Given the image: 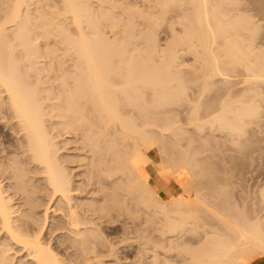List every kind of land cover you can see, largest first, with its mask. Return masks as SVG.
Instances as JSON below:
<instances>
[{"label": "bare ground", "instance_id": "bare-ground-1", "mask_svg": "<svg viewBox=\"0 0 264 264\" xmlns=\"http://www.w3.org/2000/svg\"><path fill=\"white\" fill-rule=\"evenodd\" d=\"M114 1L112 0L111 4ZM40 2V0H0V154H3L0 157V264H89L91 260L94 258L96 260L100 256L97 246L103 248L101 253L103 250L112 251L109 244L108 246L102 244L103 241L99 234L104 233L102 231L100 233L98 227L101 223L96 221L101 222L108 217L109 210H111L110 202L115 205L123 202L126 204V196H129L134 204H139L144 209L143 212L151 214V219L157 215L155 213H162L166 219L164 224L167 228L165 230L169 234L172 231H178V228H186L184 225L193 223V220H197L195 215H200V213L195 214L196 207L200 206L199 204L203 206L204 201L202 198L200 200L194 192L198 190L196 189L197 184H195L196 179L200 178V175L204 176L201 174V169L198 168L201 166V161L204 163V158L203 160L201 158L200 161V157H198L200 162L199 166H196L198 164L195 163L196 155L198 156L197 153L200 151L192 150L193 153H196L195 157L182 153H179L183 155L179 158L173 155L177 159L171 158L169 162L166 158V162L161 160L163 157L159 155L162 153L161 151L159 153V145L164 142L163 136L166 133L170 135V139L173 137L177 141L185 134L180 132L178 124L174 125L171 114L176 110L173 111L175 109H172L173 104L188 102L190 99L188 97L193 95V93L187 95L188 78L179 75V72L181 73L179 66L182 64H176L180 62H176V53L172 54V52L164 56L168 46L163 48L159 45L160 43L158 44L155 37L157 31L150 32L147 29L149 31L145 36L147 46L144 45L146 46L144 47L137 44V40L134 39L136 35L132 33V25L129 22L124 25L123 29L120 28L122 30H117L119 22H116V18L118 16L114 18L108 9L110 5L108 8L101 6L102 11L95 13V8L90 6L93 3L91 0H60L59 9L64 13L61 19L63 20L64 16L66 18L65 14H70L73 24L71 26L74 28L72 35L66 29L67 26H64L68 24H65V18L63 23L60 16L58 17V14L54 13L56 9L46 11L48 8L46 10L41 8ZM31 4L36 7L34 5V8L30 7ZM152 7V10L159 15H156V19H153V16L148 17L154 27L160 24L159 22L164 19L165 13L169 10L173 11L171 14L174 13V16H181L184 34L176 33L182 35L178 36L176 44L181 49H186L183 51L188 50L194 55L196 54L198 61L203 64L204 73L200 75L203 77L200 94L203 95L201 92H204L205 101V97L212 90L222 88L224 91L223 98L218 97L220 100L215 101V104L204 105V122L242 140L251 133L250 137H253V140L250 141H255L258 150H264L260 144L264 141V136L260 137V134L264 135L262 134L264 133V35L260 36L261 31H264V26L260 23V21L264 22V0H153ZM189 10L190 12H187ZM254 10L259 12L254 13ZM259 13L260 17L256 19ZM103 21L108 22L107 29L109 27L115 29L114 34L125 32V35H111L113 38L104 37L102 33L105 29L103 32L100 29ZM193 73L195 74L194 80L197 81L199 72L196 74L193 71ZM188 76L191 78L190 75ZM195 90L197 92V89ZM201 97L203 98V96ZM209 100L211 101V99ZM191 101L189 100V102ZM193 103L195 104V102ZM189 108L191 110V107ZM193 110L188 120L194 124L193 127L199 130L203 124L198 123L201 119L199 118L201 116L199 107L195 106ZM209 125L206 126L209 127ZM248 126H251L250 133H248L250 128ZM184 128L181 130H185ZM4 133L14 134L15 143H12L14 146L8 142L9 146L13 147L10 146L12 149H9L8 144L5 146L6 138L1 139L4 137ZM64 134L65 137L71 134V137H68L71 138L69 141L72 140L76 144V147L73 146L72 149L75 147L80 152L74 157L84 167V179L82 180L77 175L73 174V176L69 171L72 169L65 165V162H68L69 157L72 156L64 154L65 157H63V154L60 153V149L68 144V139H60ZM167 134L166 136H168ZM189 135L187 136L191 137V134ZM194 141L199 142L198 138ZM194 141L192 140L191 144ZM201 141L204 140L201 139ZM234 141L236 140L234 139ZM181 142L179 141V143ZM240 142L242 143V141ZM165 143L162 145L164 146ZM171 143L173 145V142ZM188 144L186 142V145ZM167 147H169V143ZM186 148L188 149L187 146ZM169 149L171 150V147ZM260 151L259 154L264 153H260ZM66 152H70V149ZM166 152L169 153L167 150ZM165 153L162 154L165 155ZM170 157L169 155L167 158ZM70 162L73 163V160ZM75 163L77 164V162ZM77 170L79 171V169ZM212 171L214 172V170ZM172 172L178 177L177 179H183L181 182L183 191L177 195L172 194L171 200H165L151 186L149 179L152 174H156L168 180L172 176ZM35 175H39V178H36ZM75 176L81 180L78 182L79 185L77 183V187H73V184L76 183L72 184V177L75 179ZM40 178L44 185L37 184L36 181H39ZM4 180H6L5 184ZM207 181L210 180L207 179ZM258 187L260 188V186ZM75 190H80V194L81 191L84 193L86 191L89 202L77 204V200L75 201L71 193ZM259 191H261L259 194L261 193L264 197V189H259ZM39 192H44L43 197L35 196ZM200 193L202 192L200 191ZM77 195L79 196V194ZM77 195L75 196L77 197ZM15 196L18 197V200L24 198L26 202L20 204L19 201L20 205L17 203L15 206L13 202ZM82 196H84L83 193ZM259 197L261 198V196ZM219 199L215 198V201L218 200L220 203ZM35 200H38V204L34 206L32 202ZM212 201L206 202L211 204L214 202ZM206 202H204L203 208ZM257 202H261V199ZM257 202L253 203L256 204L254 208L257 209L259 206L257 212L253 208L254 212L252 211L250 214L252 209H248L250 210L249 214L247 213L248 216L251 217L256 213L251 219L247 218V215L240 214L239 211V215H233V212L229 214L230 216L227 215L231 217V221L229 218L224 220L227 236L223 235L224 232L211 233L213 236L209 237L210 234L206 235L209 233L206 232L208 230H204L206 233L202 236H207V238L204 237L207 245H204V239H201L204 243L203 251H196L192 254L193 249L189 248V252L192 251L189 256L185 254V247L188 245L185 246L186 242H182L185 247L181 244L184 247L182 248L184 251L181 250V253L184 252L186 256L191 257L190 263L185 262V264H264V224L261 223L264 222L261 218L264 217V214H260L264 211V201L261 202L262 205L259 203L258 206ZM219 203L214 205L217 206ZM231 204L235 205V203ZM25 205H28V208H23ZM214 205L212 204V206ZM37 206H42L41 215H37L38 212L35 211ZM242 206H237L238 210ZM219 207L220 204L218 210H221ZM228 207L227 212L229 213L233 206ZM245 207L242 209H246ZM210 208L212 207L210 206ZM214 208L215 210L211 211L217 217V207ZM120 209L122 210V208ZM198 209L202 210L201 207ZM129 210H126L127 214ZM57 211L60 212V215ZM170 211L177 214L176 220L170 214L168 215ZM49 212L55 213L54 218L58 215L56 221L51 217V220L54 221L52 225H49ZM197 212L199 211L197 210ZM241 212H246V210ZM138 214L140 215V213ZM60 216L61 219H59ZM222 219L224 218L222 217ZM155 227L158 225L154 226V229ZM147 228L149 227L147 226ZM208 228L210 229V227ZM48 232L49 236L46 235ZM210 232L214 231L210 230ZM220 232H222L221 229ZM165 234L167 233L164 232ZM164 235L162 233L161 238ZM52 236L56 238V243L62 248L61 250L65 251V254L62 253L64 255L59 254L60 252L58 253L52 247ZM181 236L183 238L184 235L181 233ZM164 239L166 240V238ZM173 239L176 238L173 237ZM149 240L151 241V238ZM105 242L103 243L105 244ZM173 248L178 250L179 247ZM186 250L189 253L188 248ZM20 251L24 253L25 260L24 256L23 259L16 258V253L20 254ZM143 251L141 250V252ZM141 255L140 258L144 254ZM153 258L147 263L140 260H136L138 261L136 263L169 264V262L163 263L164 260L161 263ZM163 258L165 259V257Z\"/></svg>", "mask_w": 264, "mask_h": 264}, {"label": "rangeland", "instance_id": "rangeland-1", "mask_svg": "<svg viewBox=\"0 0 264 264\" xmlns=\"http://www.w3.org/2000/svg\"><path fill=\"white\" fill-rule=\"evenodd\" d=\"M41 2L39 3L40 4V7L41 8H44V10H46L47 8V10L46 11H48V10H52L53 9V11L56 9V11L54 12L55 14H58V17L61 19L62 18V14H64L63 12H62V10L61 9H59L60 8V6L59 5H61L60 4V0L58 1H55V0H40ZM92 1H93V3H92ZM95 1V2H94ZM99 1H101L100 3H98ZM104 1V2H103ZM114 1V0H113ZM116 1V2H115ZM112 4H111V2H112V0H91V3L92 4H90V6L93 8H95V13H100L101 11H102V7L101 6H107V7H105V8H108V6H109V10L111 11V13H112V15L114 16V18H116L117 16V18H116V22L118 23L119 22V26L116 28L117 30H122L123 29V27H124V25L126 24V23H130V25H132L131 26V29H132V33L133 34H135L136 36H134V39L135 40H137V44L139 43V45H142V46H144V45H146L147 46V38L145 37L146 35H147V33L150 31H157V33L155 32V37H156V40L158 41V44L161 46V47H163V48H166L167 46H168V48H166V53L164 54V56H167V54H171L172 52V54H175L176 53V62L177 61H180V62H178V63H176V64H182V65H180L179 66V70H181V73L179 72V75H181L182 77H186V79L188 78V82H189V84H188V87H187V95H190V94H192L193 93V95H190L188 98H190V99H188V102H180L181 103V105H180V103L179 102H177V103H175V104H173V106H172V109L173 108H175L173 111H175V113H173V112H171V113H173V114H171V116H172V119H173V122H174V125L175 124H178L177 125V127L179 128V130H180V132H182V134L183 133H185V134H181L182 136L180 137V139L177 141L176 139H174L173 137H171V139L173 138V140L171 141V139H170V135H168L167 133V135L168 136H166V134L163 136V138H165V139H163V143L162 144H164L167 140H169L168 142H166L165 143V145L163 146L161 143H160V148H159V153H160V151L164 154L165 152H166V150L167 151H169V153H167V154H169L171 157L170 158H167L169 155H167L166 153H165V155H163L162 153H160L159 155H160V157H163V158H161V160H163V161H165L166 162V160H165V158L167 159V162H169V161H171V158L173 159V158H179V157H181V156H183L182 154H185V155H188V154H190V156L191 155H193L194 157H195V155H196V153L194 152H192V150H194V151H200L199 153H197L198 154V156L196 155V158H197V161H195V163H198L196 166H199V162L201 161V158H202V160H203V158H204V163H203V161H201L200 162V165L201 166H199L198 168H200L201 169V174L202 175H204V176H201L200 175V178L198 177L197 179H196V181H195V184H197V188L196 189H198V190H195V192H194V194L195 195H197L198 196V198H200V200H201V198H202V200L204 201V202H206V201H212L213 203H211V204H208V203H210V202H206V205H205V207L203 208V206H204V202H203V206H201V204H199L200 206H197L196 208V210H195V214H197V213H200V215L199 216H197V215H195L197 218V220H193V223L191 222L190 224H186V225H184L186 228H184V227H182V228H180V229H182V230H180L179 228L177 229L178 231H175V232H170L171 234H169L168 233V231L167 230H165L167 227H166V224H164V223H166V219L164 218V215L162 214V213H155V214H157L155 217H153V219H151L152 218V215L150 214L149 215V213H147L146 211H144L143 212V210L144 209H142V207L141 206H139V204L138 205H136V204H134V202H133V200H132V202H131V199H130V197L129 196H126V204L123 202V203H120V204H117L116 203V205L113 203V204H111L112 202H110L109 204H110V209L111 210H109V213H108V217L107 218H104L102 221H105V222H103L102 223V221L101 222H99V221H96L97 223H101L102 224V226H101V224H99V226L100 227H98L99 228V231H100V233H104V234H99L100 235V237H101V240L103 241V242H105V244H107V245H105L103 242H102V244L104 245V246H108V244H109V246H110V248H111V250L112 251H108V250H103L102 251V253H101V249H103L102 247L101 248H99L98 246H97V249H99L100 250V256L99 257H97L96 258V260H95V258L93 259L94 261H96V262H98L97 264H131V263H135V264H137L136 262H138L139 260L140 261H142L143 263H147V261H149V260H151L154 256V258L155 259H157L159 262H161V261H167V262H164L163 261V263H168L169 262V264L170 263H172V264H185V262L186 263H190V258L191 257H189L190 255H191V252L193 251V253L192 254H194V252H200V250H204V246H202L206 241V239L205 238H207V236H205L204 235V237L202 236L203 234H205L206 232H209V233H206V235L208 234H210L209 235V237H211V236H213V234H216V233H224L225 231H227V229H226V224H225V222H224V220H228V219H225V218H229V221H231V217H228L227 215H229L230 213L232 214V212H233V215H239L238 214V211H239V213L240 214H244V215H247V213L249 214V212H250V210H248V209H252L251 210V212H250V214H252V211L254 210L255 212H257V210H259L258 208H259V203L261 204V202L262 201H264V200H262V199H264V197H262V194L260 193L259 194V192H261V191H259V189L260 190H262V189H264V188H261L262 186H264V185H261V184H264V183H262V182H264V156H261V155H264V153H262V154H259L258 152L260 151V150H258L257 148H256V146H255V141H250V140H253L252 138L253 137H250L251 135V133H250V130H251V126H248V133H250L249 134V136H247L246 137V139L244 138V140H242V139H239V138H237V137H235L233 134H230V133H227V132H225V131H220L219 129H215V128H213L212 126H210L209 124H206V122H204L205 121V118H204V105H209V104H215L216 102H217V100L220 98V99H222L223 98V94H224V91H223V89L222 88H219L220 90H218V88L217 89H214V91L212 90V92H210V94L209 95H207L205 98H206V101H205V99H204V92H201L203 95H201L200 94V84H201V82L203 81V77L202 76H200L201 75V73L203 74L204 73V66H202L203 64H201V62L200 61H198V59H197V55L195 54H193V53H191L190 51H183V50H186L185 48H182L181 49V47H179L177 44H176V39H178V36L179 37H181L183 34H184V27H183V25H182V23H181V16L179 15V16H174V13L173 14H171L173 11H167L166 13H165V17H164V19H162L163 20V22H159L160 24V26L159 25H157L156 27H154V25L152 24V21L150 22L149 21V19H148V17H150V16H153V19H156L157 18V16H159L157 13H156V11H154V10H152L153 9V0H120L119 1V3H118V0H115ZM130 1V2H129ZM150 3H148V2ZM44 2V3H43ZM53 2V3H52ZM97 2V3H96ZM126 2V3H125ZM51 3V4H50ZM55 3H58V4H55ZM89 3H90V1H89ZM109 3V4H108ZM115 3V4H114ZM123 3V4H122ZM147 5H146V4ZM45 4H46V6H45ZM51 5V7H50V5ZM54 4H55V6H54ZM94 4H96V5H94ZM100 6H98V5ZM104 4V5H103ZM106 4V5H105ZM152 4V5H151ZM32 5V6H31ZM30 5V7H32V8H34V6L36 7V5H34V4H31ZM34 5V6H33ZM44 5V6H43ZM93 5V6H92ZM150 5V6H149ZM49 6V7H48ZM117 6H119V7H117ZM148 6V7H147ZM52 7H54V8H52ZM99 7V8H98ZM113 7V8H112ZM126 7V8H125ZM133 7V8H132ZM144 7V8H143ZM147 7V8H146ZM149 7H150V9H149ZM98 8V9H97ZM116 8V9H115ZM129 8V9H128ZM59 9V10H58ZM97 9V10H96ZM112 9V10H111ZM148 9H149V11L152 13H148L149 11H148ZM124 10V11H123ZM135 10H137V11H135ZM143 10V11H142ZM114 11V12H113ZM121 11H123V12H121ZM141 11V12H140ZM148 11V12H147ZM58 12V13H57ZM61 12V13H60ZM116 12V13H115ZM187 12H190V10L189 11H187ZM254 13L256 12H259V11H257V10H254L253 11ZM146 13H148V14H146ZM155 13V14H154ZM233 13V12H232ZM119 14V15H118ZM137 14V15H136ZM145 14V15H144ZM150 14V15H149ZM65 15H67L66 16V18H65V16H64V18H65V20H64V18H63V20H64V22H65V24H67V25H64V26H67V28L66 29H68V32H69V34H72L73 35V30L72 29H74L71 25H73L71 22H72V20H71V16H70V14H65ZM122 15H123V17H125V18H123L122 17ZM135 15V16H134ZM142 15V16H141ZM144 15V16H143ZM157 15V16H156ZM182 15V14H181ZM70 16V17H69ZM127 16V17H126ZM155 16V17H154ZM67 17H69V18H67ZM169 17V18H168ZM260 17V13H259V16L257 15V17H256V19L257 18H259ZM179 18V19H178ZM127 19V20H126ZM134 19H135V21H134ZM63 20L61 19V21L63 22ZM68 20H71V21H68ZM122 20V21H121ZM143 20V21H142ZM63 22V23H64ZM70 22V23H69ZM133 22V23H132ZM150 22V23H149ZM178 22V23H177ZM108 23V22H107ZM106 23V21H103L102 22V28H100L101 30H102V32H103V30L105 29L106 30V32L108 33H106L105 32V30H104V32L102 33L103 34V36L104 37H112L113 35H117V36H123V35H125V32L124 33H122L121 34V32L120 33H118V34H114V28H106V27H108V25H106L107 24ZM143 23H145V24H143ZM260 23L262 24V26H264V22H261L260 21ZM177 24H178V26H177ZM68 25H70V26H68ZM148 25V27L146 28V26ZM162 25V26H161ZM176 25V26H175ZM121 26V27H120ZM120 28H122V29H120ZM126 28V27H125ZM158 28V29H157ZM72 31H71V30ZM109 29H111L110 31H112V32H110L109 31ZM136 29V30H135ZM149 31H148V30ZM154 29V30H153ZM100 30V31H101ZM171 30V31H170ZM71 31V32H70ZM138 33H136V32ZM147 31V32H146ZM171 32H172V34H171ZM173 32H175V33H173ZM183 32V33H182ZM111 33V34H110ZM144 33H145V35H144ZM182 34V35H177V34ZM262 33H264V31H261V33H260V36L261 35H264V34H262ZM112 35V36H111ZM171 35V36H170ZM175 35V37H173ZM108 37V38H109ZM145 38V40H144V38ZM158 37V38H157ZM113 38V37H112ZM175 38V39H174ZM171 39V40H170ZM173 39V40H172ZM171 41H172V43H171ZM143 43V44H142ZM164 43V44H163ZM171 43V44H170ZM166 44V45H165ZM173 44V45H172ZM146 46H144V47H146ZM170 46V47H169ZM174 47H175V49H174ZM173 48V49H172ZM179 49V50H178ZM170 50V51H169ZM168 51V52H167ZM180 51V52H179ZM178 52V53H177ZM182 52V53H181ZM180 53V54H179ZM198 53H200V52H198ZM178 55H180L179 57H178ZM193 55V56H192ZM196 57V58H195ZM179 58V59H178ZM181 59V60H180ZM195 59V60H194ZM197 59V60H196ZM184 60V61H183ZM195 61V62H194ZM197 61H198V63H197ZM182 62V63H181ZM189 63V64H188ZM195 65V67H194V65ZM197 64H199V65H197ZM192 65V67L190 68V66ZM197 65V66H196ZM188 66V67H187ZM200 66H202V67H200ZM185 67V68H184ZM188 69H187V68ZM197 67V68H196ZM191 70H190V69ZM195 68L197 69L196 71H195ZM201 69V70H200ZM197 74L198 72H199V74H197V75H199V77H197L198 79H200L201 78V80H199L198 81V79H196L197 81H195L194 79H195V74L193 73V71ZM191 71H192V73H191ZM183 72V73H182ZM184 73H186L185 75H183ZM188 73V74H187ZM187 75V76H186ZM188 75H190V77L191 78H189V76ZM194 77V78H193ZM189 79H191V80H189ZM194 80V81H193ZM192 81V82H191ZM194 82L196 83L195 85H194ZM193 83V84H192ZM198 83V84H197ZM191 85H193V86H191ZM198 86V87H197ZM195 87V88H194ZM217 87H219V86H217ZM190 88V89H189ZM195 89H197V92H196V90ZM193 90V91H192ZM213 92H215L214 94H213ZM216 92H218L217 94H216ZM198 93V94H197ZM222 93V94H221ZM195 94V95H194ZM199 95V96H198ZM213 95H214V97H213ZM216 95V96H215ZM219 95V96H218ZM201 96H203V98L201 97ZM209 96H211L210 98H209ZM196 97H197V99H196ZM219 97V98H218ZM192 98V99H191ZM194 98V99H193ZM200 98V99H199ZM203 100H202V99ZM209 99H211V101L209 100ZM219 99V100H220ZM189 100L191 101V100H194V101H191V102H189ZM200 100V101H199ZM214 100V101H213ZM216 101V102H215ZM193 102H195V104L193 103ZM179 103V104H178ZM186 105H184V104ZM192 103V104H191ZM190 104V105H189ZM199 104V105H198ZM176 105V106H175ZM195 106L196 107H199V114L201 115L199 118H201V119H199V121H198V123H200V124H202V128L201 129H199V130H197L195 127H193V123H191V121L190 120H188L189 119V116L190 115H192V113H193V108H195ZM201 106V107H200ZM187 107V108H186ZM189 107H191V110H192V112L190 113V108ZM193 107V108H192ZM187 110H189V111H187ZM202 113V114H201ZM178 116H177V115ZM188 115V116H187ZM175 116V117H174ZM177 119V120H176ZM179 120H180V122H179ZM186 120H188V121H186ZM176 121H177V123H176ZM183 125V126H182ZM205 125V126H204ZM209 125V127H207V126ZM176 126V125H175ZM181 126V127H180ZM192 126V127H191ZM185 127V128H184ZM205 127V128H204ZM212 129H211V128ZM185 129V130H181V129ZM203 129H205L204 131H202ZM211 129V130H210ZM215 131H214V130ZM5 130V129H4ZM219 130V131H218ZM183 131H185V132H183ZM187 131V132H186ZM196 131H198V132H196ZM206 132V133H205ZM165 133V132H164ZM187 133V134H186ZM198 133V134H197ZM189 134H191V137H192V140L194 141V140H197V138H198V141L199 142H197V141H194L193 142V144H191L192 143V140H191V137H188V136H190ZM210 134V135H209ZM262 134H264V133H262ZM6 135V136H5ZM12 135V136H11ZM69 135V136H68ZM68 135H66L67 137H65V134L64 135H62L61 137L63 138H60L61 140H64V139H68V144H66L64 147H62L61 149H60V153H62L63 154V157H65L64 156V154L66 155H68V156H72V157H69L70 158V160L68 161V162H65V165L67 166V168H70V169H72V170H69V171H71L70 173L73 175H77L81 180L82 179H84V176H83V170H84V167H82L81 166V164H80V162L77 160V158H75L74 157V155H77L78 153H80V152H78V150H76L75 149V147H76V144L75 143H73L72 142V140L71 141H69L71 138H68V137H71L70 135L71 134H68ZM188 135V136H187ZM205 135V136H204ZM207 135V136H206ZM216 135V136H215ZM230 135V136H229ZM234 137H233V136ZM14 136V134H12V133H9V134H5L4 133V137L3 138H1V139H5L6 138V142H5V146H6V144H8V146H9V143H11V145H13L14 143H15V136ZM187 136V137H186ZM202 136V137H201ZM210 136V137H209ZM218 136V137H217ZM227 136H229V137H227ZM261 136H264V135H261L260 134V137ZM168 137V139H166ZM183 137V138H182ZM196 137V138H195ZM249 137V138H248ZM182 138V139H181ZM184 138H186V139H184ZM206 138V139H205ZM212 138H213V140H212ZM184 139V140H183ZM201 139L202 140H204V141H201ZM209 139H211V140H209ZM233 139V140H232ZM234 139L236 140V141H234ZM248 139V140H247ZM188 140V141H187ZM218 142H217V141ZM246 140V141H245ZM5 141V140H4ZM173 142V145H172V143L171 142ZM179 141H182L181 143H179ZM212 141V142H211ZM222 141V142H221ZM240 141H242V143L240 142ZM9 142V143H8ZM14 142V143H13ZM186 142H187V144L188 145H186ZM217 142V143H216ZM252 142H253V144H252ZM13 143V144H12ZM168 143H169V147H167L168 146ZM175 143H177V144H175ZM179 143V144H178ZM198 145H197V144ZM208 145H207V144ZM251 143V144H250ZM257 144H259L258 142H256ZM70 144V145H69ZM184 144V145H183ZM191 144V145H190ZM196 144V145H195ZM212 144H214V145H212ZM260 144L262 145V147H264V141H262V142H260ZM10 145V146H11ZM60 145H61V143H60ZM174 146V147H172V146ZM175 145H176V148H175ZM183 145V146H182ZM193 145V146H192ZM206 145V146H205ZM210 145V146H209ZM231 145V146H230ZM252 145V146H251ZM10 146H9V149H12V148H10ZM14 146V145H13ZM62 146H63V144H62ZM73 146H75L74 147V149H72L73 148ZM162 146V147H161ZM188 147V149L186 150L185 149V147ZM192 146V147H191ZM205 146V147H204ZM216 146H218V147H216ZM221 146V147H220ZM171 147V150H172V148H173V150L171 151L170 149L168 150V148H170ZM184 147V149H182ZM213 147V148H212ZM249 147V148H248ZM67 148V149H66ZM166 148V150H164ZM180 149V150H176V149ZM210 148V149H209ZM66 149V150H65ZM69 149H70V152H66V151H69ZM163 149V150H162ZM197 149V150H196ZM202 150V152H201V150ZM204 149V150H203ZM256 151H255V150ZM63 150V151H62ZM183 150V151H182ZM218 150V151H217ZM220 150V151H219ZM257 150H258V152H257ZM177 153H176V152ZM186 153H185V152ZM189 151H191L192 153H190ZM175 152V153H174ZM189 152V153H188ZM209 152V153H208ZM220 152V153H219ZM261 152H264V150H262V151H260V153ZM179 153H182V154H179ZM200 153H201V155H200ZM211 153V154H210ZM162 154V155H161ZM178 156H177V155ZM218 154V155H217ZM1 156L0 157H2L3 156V154H0ZM167 155V156H166ZM173 155H175V156H173ZM209 155V156H208ZM74 157V158H73ZM194 157H192L194 160H195V158ZM198 157H200L199 159H200V161H198L199 159H198ZM208 157V158H207ZM176 158V159H177ZM169 159V160H168ZM73 160V163H71L70 161H72ZM75 162H77V164L75 163ZM69 163V164H68ZM71 163V164H70ZM202 163V164H201ZM74 164V165H73ZM73 167H72V166ZM77 166H79V167H77ZM205 166V167H204ZM72 167V168H71ZM207 167V168H206ZM197 168V167H196ZM197 168V169H198ZM212 168V169H211ZM77 169H79V171L77 170ZM82 169V170H81ZM199 169V170H200ZM203 169V170H202ZM210 170V171H209ZM212 170H214V172L212 171ZM73 171V172H72ZM81 171H82V174H80L81 173ZM78 172V173H77ZM203 172H204V174H203ZM208 172V173H207ZM224 172V173H223ZM213 173V174H212ZM81 176H80V175ZM207 174V175H206ZM208 174H209V176H208ZM215 174V175H214ZM71 175V176H72ZM73 175V176H74ZM171 177H169V179L168 180H166L163 176H161V175H156V174H152V176L150 177V179H149V182H150V184H151V186L153 187V188H155V190L157 191V193L160 195V197L161 198H163V199H165V200H171L172 199V197H173V195L172 194H174V195H177V194H179V193H181L183 190H182V185H181V182L183 181V179L182 180H180V178L179 179H177L178 177L177 176H175V173L174 172H172L171 173ZM39 176V175H38ZM38 176H36L35 175V177L36 178H39ZM77 176H75V179H74V177H72V184L73 183H76V184H73L74 186L73 187H77L80 183H78L79 181H81L79 178H77ZM208 176V177H207ZM215 176H216V178H215ZM206 178V179H205ZM212 178V179H211ZM216 180H215V179ZM217 178H218V180H217ZM78 181H77V180ZM154 179V180H153ZM200 179H202V180H200ZM207 179H209L210 181H207ZM35 179H33V181H34ZM214 180V181H213ZM43 180L40 178L39 179V181H36L37 182V184L39 183H42L43 185H44V183L42 182ZM198 181V182H197ZM200 181V182H199ZM207 181V182H206ZM222 181V182H221ZM226 181V182H225ZM5 182H6V180H4L3 181V183L5 184ZM35 182V181H34ZM36 182H35V184H36ZM152 182V183H151ZM155 182V183H154ZM175 182V183H174ZM197 182V183H196ZM205 182V183H204ZM230 182V183H229ZM77 183H78V185H77ZM169 183V184H168ZM222 183V184H221ZM261 183V184H260ZM36 184V185H37ZM38 184V185H39ZM194 184V185H195ZM209 184V185H208ZM259 184V185H258ZM7 185V184H6ZM5 185V186H6ZM202 185H203V187H202ZM201 186V187H200ZM207 186V187H206ZM211 188H210V187ZM258 186H260V188L258 187ZM172 187V188H171ZM215 187V188H214ZM201 188V189H200ZM213 188V189H212ZM220 190H219V189ZM200 189V190H199ZM222 189V190H221ZM229 189V190H228ZM198 191V193L196 194V192ZM200 191L202 192V193H200ZM206 191V192H205ZM79 192V193H78ZM216 192V193H215ZM223 192V193H222ZM226 192V193H225ZM72 193V195L74 196V199H75V201L77 200V204H82V203H86L87 201H88V198H87V196H88V194H87V192L85 191V193H84V191H81V194H80V190H75L74 192H71ZM79 194V196L77 195V194ZM82 193H83V195L84 196H82ZM171 193V194H170ZM201 195H200V194ZM209 193V194H208ZM221 193V194H220ZM225 193V194H224ZM77 195V197L75 196V195ZM86 194H87V196H86ZM162 194V195H161ZM193 194V195H194ZM43 195H44V192L42 193V192H39L38 194H35V196H38V197H40V196H42L43 197ZM171 195V196H170ZM203 195V196H202ZM213 195H214V197H213ZM222 195H223V197H222ZM29 196L31 197V194H29ZM81 196V197H80ZM207 196H211V197H207ZM259 196H261V198L259 197ZM79 197V198H78ZM86 197V198H85ZM203 197H206V198H203ZM17 198V199H16ZM82 198V199H81ZM86 200H85V199ZM120 198H122V197H120ZM211 198V199H210ZM215 198L216 199H219L221 202L219 203V201L218 200H216L215 201ZM226 198V199H225ZM73 199V200H74ZM81 201H80V200ZM123 199V198H122ZM129 199H130V201H129ZM206 201H205V200ZM209 199V200H208ZM261 199V202H257L258 200H260ZM17 200V201H16ZM39 200V199H38ZM37 200V201H38ZM20 201V202H19ZM24 201V202H23ZM32 201V200H31ZM37 201L35 200V202H32V204H34V206L35 205H37L38 203H37ZM230 203H229V202ZM14 202V204H15V206H17V203L19 202L20 204H23V203H25L26 202V200L24 199V198H19V200H18V197L17 196H15V200L13 201ZM89 202V201H88ZM257 202V206H258V208L256 209V208H254V207H256V204H253V203H256ZM18 203V204H19ZM39 203H40V200H39ZM128 203H129V205H128ZM217 203H219L220 204V207L219 208H221V210L219 209L218 210V206H219V204L217 205V206H215L214 204H217ZM225 203V204H224ZM227 203V204H226ZM230 205H229V204ZM231 203H235V205H233V204H231ZM19 204V205H20ZM208 204V205H207ZM212 204L214 205V206H212ZM222 204V205H221ZM113 205V206H112ZM118 205V206H117ZM131 205V206H130ZM227 205V206H226ZM239 205H243L242 207H245L246 209H242V207H240L239 208V210H238V207H239ZM262 205V204H261ZM260 205V206H261ZM26 206V207H25ZM23 208H28V205H25ZM127 206V207H126ZM128 206H130V207H128ZM208 206V207H207ZM210 206L212 207V208H210ZM223 206V207H222ZM228 206H233V207H231V208H233V210H231V208H230V211H229V213L227 212L228 211V209H229V207ZM234 206H236L235 208H237V210H234L235 208H234ZM238 206V207H237ZM41 209L42 208V206H37V208H36V212H38L37 213V215H41L42 214V210L43 209H39V208ZM118 207V208H117ZM123 207H125L124 209H123ZM133 207H135V208H133ZM137 207V208H136ZM140 207H141V209H140ZM202 208V210H200V209H198V208ZM214 207H217L216 209H217V211H218V215H219V217H218V215H217V217H215L216 216V214H214L211 210H215V208ZM227 207V208H226ZM120 208H122V210L120 209ZM227 209L226 211L224 210V209ZM254 208V209H253ZM261 208V207H260ZM38 209V210H37ZM79 209H80V207H79ZM129 209H133V210H129ZM136 209H138V210H135ZM139 209H140V211H139ZM204 209H206V210H204ZM211 211V213H210V211ZM222 209H223V211H222ZM241 209V210H240ZM40 210V211H39ZM51 210V209H50ZM129 210V212H130V214H133V215H130L129 214V212H128V214H127V211ZM197 210L199 211V212H197ZM204 210V212H202ZM245 211L246 210V212H241V211ZM118 211V212H117ZM125 211V212H124ZM220 211H221V214H223V218L224 219H222V217H220L221 216V214H220ZM225 211V212H224ZM236 211V212H235ZM253 211V212H254ZM39 212H40V214H39ZM58 212V211H57ZM138 213H140V215L138 214ZM145 213V214H144ZM172 213V214H171ZM202 213H204V214H202ZM226 213V214H225ZM234 213H237V214H234ZM246 213V214H245ZM55 214V213H54ZM53 213H51V212H49V225H52V224H54V221H56V220H58V219H56V218H58V215L56 216V218H54L55 216H53L54 215ZM57 214V213H56ZM58 214L60 215V212H58ZM147 214V215H146ZM160 214V215H159ZM170 214V216L171 217H173L174 218V220H176L175 219V217H177V214H174L173 212H168V215ZM213 214H214V216H213ZM254 214V213H253ZM256 214V213H255ZM255 214L253 215V216H255ZM261 215L262 214H264V211H262L261 213H260ZM118 215V216H117ZM121 215H122V217H121ZM135 215V216H134ZM142 216L143 218H139V216ZM161 215H162V217H161ZM176 215V216H175ZM162 218H160V217ZM194 216V217H195ZM201 216H202V218H201ZM209 216V217H208ZM227 216V217H226ZM230 216V215H229ZM252 215H251V217L250 216H248L247 215V218H249V219H251L252 217H253ZM51 217H53L52 219L54 220V221H52L51 220ZM133 217V218H132ZM146 217V218H145ZM147 217H149V218H147ZM206 217V218H205ZM214 217V218H213ZM110 218V219H109ZM156 220H155V219ZM160 218V219H159ZM205 218V219H204ZM219 218V219H218ZM262 218V221H264V217H261ZM59 219H61V216L59 217ZM107 219H108V221H107ZM122 219V220H121ZM143 219H146V220H144L143 221ZM148 219V220H147ZM159 219V220H158ZM195 219V218H194ZM201 219V220H200ZM204 219V220H203ZM211 219V220H210ZM221 219V221H219ZM124 220V221H123ZM139 220V221H138ZM142 220V221H141ZM149 220H151L152 221V223H151V221H149ZM164 222H163V221ZM160 221V222H159ZM199 221V222H198ZM202 221V222H201ZM207 221V222H206ZM108 224H107V223ZM150 222V223H149ZM157 222H158V224H157ZM163 224H162V223ZM196 222V223H195ZM224 222V223H223ZM144 223V224H143ZM154 223V224H153ZM195 223V224H194ZM206 223V224H205ZM208 223V224H207ZM211 223V225L209 226V224ZM223 223V224H222ZM262 224H264V222H261ZM136 224V225H135ZM162 224V225H161ZM192 224V225H191ZM204 224H205V226H206V228H205V226H204ZM158 225V227H159V229H158V227H155V229H154V226H157ZM194 225V226H193ZM147 226L149 227V228H147ZM192 226V227H191ZM196 226V227H195ZM202 226V227H201ZM204 226V227H203ZM212 226V227H211ZM217 228H216V227ZM223 226H224V228H223ZM146 227V228H145ZM153 227V228H152ZM208 227H210V229L208 228ZM161 228V229H160ZM163 228V229H162ZM191 230H190V229ZM205 228V229H204ZM211 228H213V229H211ZM219 228V229H218ZM145 229V230H144ZM149 231H148V230ZM158 229V230H157ZM183 229H184V231H183ZM187 229H188V231L189 232H191V233H189L188 231H187ZM194 229V230H193ZM195 229H196V233L194 234V232H195ZM198 229H199V231H198ZM220 229H221V231L222 232H220ZM155 230V231H154ZM156 230H157V232H156ZM159 230H162L161 232L159 231ZM186 230V231H185ZM206 230H208V231H205ZM210 230L211 231H214V232H210ZM216 230V231H215ZM102 231V232H101ZM147 231H148V233H150V234H148L147 233ZM193 231V232H192ZM197 231H198V233H197ZM217 231H219V232H217ZM56 232H58V231H56ZM153 232V233H152ZM164 232H166L167 234H165L164 235ZM179 233V234H177V233ZM187 234H186V233ZM162 233H163V235H164V237L162 236V238H161V235H162ZM181 233H182V235H184L183 236V238H182V236H181ZM202 233V234H201ZM211 233H213V234H211ZM227 232H225L223 235H225ZM46 235L47 236H49V232L48 233H46ZM54 235V234H53ZM102 235V236H101ZM158 235V236H157ZM169 235V236H168ZM181 237H180V236ZM228 235H230V234H228ZM125 236V237H124ZM150 236V237H149ZM160 236V237H159ZM166 236V237H165ZM171 236V237H170ZM187 236V237H186ZM225 236H227V234L225 235ZM104 237H105V239H104ZM167 237H168V239H169V241H168V239H167ZM173 237L174 238H176V239H173ZM180 237V239H178ZM203 237V238H202ZM52 238V240H51V244H52V247H54V249L59 253V254H62V253H64L61 249V247H59L58 245H57V243H56V238H54V236H52L51 237ZM124 238H125V240H124ZM151 238V241L149 240ZM161 238V239H160ZM164 238H166V240L164 239ZM182 238V239H181ZM198 238V239H197ZM54 239V240H53ZM136 239V240H135ZM180 241H178V240ZM199 239H200V241H199ZM204 241V243H202V240ZM119 240V241H118ZM134 240V241H133ZM172 240V241H171ZM175 240H177V241H175ZM183 240H185V241H183ZM187 240V241H186ZM162 241V242H161ZM173 241H175V242H173ZM122 242V243H121ZM160 242V243H159ZM168 242H169V244H171V243H173L172 245H169L168 244ZM178 242H179V244H178ZM182 242H186V244H185V246L186 245H188V247L186 246H184L183 244H182ZM190 242V243H189ZM139 243V244H138ZM150 243V244H149ZM158 243V244H157ZM163 243V244H162ZM166 243V244H165ZM188 243V244H187ZM200 243V244H199ZM56 244V245H55ZM119 244V245H118ZM137 244V245H136ZM143 244V245H142ZM157 244V245H156ZM181 244H182V246H184L185 247V254H187V255H189V256H186L185 254H184V252H183V254L181 253L182 251H184V250H182V248H184V247H182L181 246ZM117 245V246H116ZM167 247H166V246ZM176 245V246H175ZM178 245H180V246H178ZM192 245V247H189V246H191ZM195 245H196V247H195ZM199 245H201V246H199ZM204 245H207V243H205ZM126 246V247H125ZM141 246V247H140ZM165 246V247H164ZM169 246V247H168ZM157 247V248H156ZM171 247V248H170ZM173 247H179L178 248V250H179V253L177 254V252H178V250H177V248H173ZM193 247H195V248H193ZM203 247V249H201V248ZM154 248H156V249H154ZM188 248V252H189V248H192L191 250V252H189V253H187V249ZM168 249H169V251H168ZM171 249V250H170ZM176 251H175V250ZM195 249V250H194ZM197 249H199V250H197ZM59 250V251H58ZM141 250L144 252H141ZM155 250V251H154ZM182 250V251H181ZM108 251V252H107ZM113 251H114V253H113ZM147 251V252H146ZM150 251V252H149ZM154 251V252H153ZM173 251V252H172ZM201 251V252H202ZM139 252V253H138ZM158 253V254H156V253ZM22 253V254H21ZM107 253V254H106ZM141 253H143L142 255L143 256H145V257H143L142 255H141ZM150 253H151V255H150ZM65 254V253H64ZM64 254H62V255H64ZM196 254H201V253H196ZM61 255V256H62ZM93 255V254H92ZM103 255V256H102ZM137 255H138V257H137ZM140 255L142 256L141 258H140ZM150 255V256H149ZM20 256V257H19ZM23 256H24V253L22 252V251H20V254H19V252H17L16 253V258H18V259H23ZM148 257V259H147V257ZM157 256H159V257H157ZM162 258H161V257ZM25 257V256H24ZM152 257V258H151ZM163 257H165V259L163 258ZM118 258V259H117ZM135 258H137V259H135ZM142 258H144V259H142ZM153 258V259H154ZM183 258H185V259H183ZM26 259V257L24 258V260ZM189 259V260H188ZM93 260H91V262H89V264H96V262H94ZM101 261V262H99V261ZM103 260V261H102ZM132 260V261H131ZM136 260H138V261H136ZM184 260V261H183ZM117 261V262H116ZM125 261V262H124ZM120 262V263H119ZM162 263V262H161ZM88 264V263H87Z\"/></svg>", "mask_w": 264, "mask_h": 264}]
</instances>
